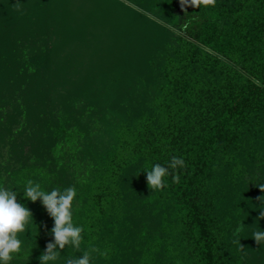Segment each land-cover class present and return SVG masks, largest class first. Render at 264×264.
<instances>
[{
	"label": "trees",
	"instance_id": "1",
	"mask_svg": "<svg viewBox=\"0 0 264 264\" xmlns=\"http://www.w3.org/2000/svg\"><path fill=\"white\" fill-rule=\"evenodd\" d=\"M19 2L0 0V187L34 223L9 264L54 242L29 179L77 192L81 247L56 264L92 247L91 264H237L264 231V0ZM172 156L180 182L150 190Z\"/></svg>",
	"mask_w": 264,
	"mask_h": 264
},
{
	"label": "clouds",
	"instance_id": "2",
	"mask_svg": "<svg viewBox=\"0 0 264 264\" xmlns=\"http://www.w3.org/2000/svg\"><path fill=\"white\" fill-rule=\"evenodd\" d=\"M179 3L187 14L189 6L194 8H200L201 5L214 6L216 0H179ZM12 7L17 11H22L23 4L17 0V3ZM185 167V160L177 156H172L167 166L159 163L153 164L150 170H145L148 188L152 191L163 190L167 187L165 178L170 175L173 183H179L178 169ZM260 190L264 192V184L260 185ZM17 195L18 193L13 191V188L0 187V264H9L13 259V254L21 252L22 240L19 238V234L26 232L27 226L34 223L32 212L23 204L18 203ZM23 195L25 199L32 202L41 201L54 221V227L51 229L54 242L47 243L45 251L38 258L40 264H56L61 257V250H64L66 246L80 250L83 227L74 224L72 213L73 200L77 195L75 187H67L63 190L55 187L51 191H45L39 183L29 179L23 189ZM258 199L264 202V196ZM259 218L264 219V211H261ZM240 230L237 228L235 233L237 236ZM252 238L256 244L264 245V231L259 229L253 232ZM234 243H237L241 250L244 249L240 238ZM93 253H99L101 256L106 255L99 248L92 247L83 251L79 256L66 258L64 264H91Z\"/></svg>",
	"mask_w": 264,
	"mask_h": 264
},
{
	"label": "rangeland",
	"instance_id": "3",
	"mask_svg": "<svg viewBox=\"0 0 264 264\" xmlns=\"http://www.w3.org/2000/svg\"><path fill=\"white\" fill-rule=\"evenodd\" d=\"M256 227H259V226H256ZM253 230L255 229H252V231ZM252 231L244 232V235L240 238L241 245H243L244 247L243 250H245V257L241 256L240 252L243 250H241L240 248V250L238 251L239 253L237 252L238 254L236 257L237 264H256V262L258 263L259 261V259H257V253L259 252L260 254H262V252H260L259 250H261L262 248L264 249V245L256 244L255 240L252 238V234H253Z\"/></svg>",
	"mask_w": 264,
	"mask_h": 264
}]
</instances>
